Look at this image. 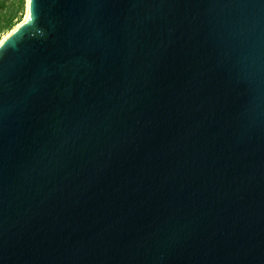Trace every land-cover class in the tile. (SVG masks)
Returning a JSON list of instances; mask_svg holds the SVG:
<instances>
[{
    "label": "water",
    "instance_id": "obj_1",
    "mask_svg": "<svg viewBox=\"0 0 264 264\" xmlns=\"http://www.w3.org/2000/svg\"><path fill=\"white\" fill-rule=\"evenodd\" d=\"M0 264H264V0H31Z\"/></svg>",
    "mask_w": 264,
    "mask_h": 264
},
{
    "label": "rangeland",
    "instance_id": "obj_2",
    "mask_svg": "<svg viewBox=\"0 0 264 264\" xmlns=\"http://www.w3.org/2000/svg\"><path fill=\"white\" fill-rule=\"evenodd\" d=\"M24 12L25 0H22V2L20 0H0V23H6V17L8 15H13V22L18 20L14 25L16 26L23 19ZM13 27L11 29H13ZM0 30V39L10 31L4 30L3 27H1Z\"/></svg>",
    "mask_w": 264,
    "mask_h": 264
},
{
    "label": "bare ground",
    "instance_id": "obj_3",
    "mask_svg": "<svg viewBox=\"0 0 264 264\" xmlns=\"http://www.w3.org/2000/svg\"><path fill=\"white\" fill-rule=\"evenodd\" d=\"M31 0H25V12L24 17L16 26L13 27L3 38L0 39V48L4 43L15 33L28 19L30 18Z\"/></svg>",
    "mask_w": 264,
    "mask_h": 264
},
{
    "label": "trees",
    "instance_id": "obj_4",
    "mask_svg": "<svg viewBox=\"0 0 264 264\" xmlns=\"http://www.w3.org/2000/svg\"><path fill=\"white\" fill-rule=\"evenodd\" d=\"M20 1L22 2V0H20ZM17 21L13 22V15H8L6 17V23H3V22L0 23V29H1V27H3L4 30H10L15 25V23ZM0 32H1V30H0Z\"/></svg>",
    "mask_w": 264,
    "mask_h": 264
}]
</instances>
